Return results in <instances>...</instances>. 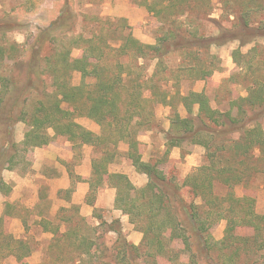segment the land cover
I'll use <instances>...</instances> for the list:
<instances>
[{
	"label": "trees",
	"instance_id": "obj_1",
	"mask_svg": "<svg viewBox=\"0 0 264 264\" xmlns=\"http://www.w3.org/2000/svg\"><path fill=\"white\" fill-rule=\"evenodd\" d=\"M37 2L28 0V6L35 9ZM147 6L150 11H156V7L149 3ZM172 7L170 2L166 9L171 13ZM71 9V0H64L57 19L38 29L33 39L23 45L16 41L0 43V135L8 138L2 141L0 137V192L11 191V185L2 177L3 169L36 146H45L58 136L66 138L73 148L90 145L100 152V156L92 161L86 202L93 204L106 175L107 183L116 188V208L128 215L129 221L142 231L143 238L139 245L128 242L119 219L105 220L104 211H95L94 214L101 219L100 224L84 231L82 226L86 219L78 215V206L72 205L70 209L77 217L74 226L71 225L74 215L63 213L68 208H60L56 214L60 221L57 224L50 219L41 221L43 229L54 233L43 254L54 252L59 241H68L73 246L70 264H157L165 256L170 262L179 260L181 245L190 254L189 261L196 262L198 254L203 256L201 246L208 253L234 244L235 239L247 244L255 236L258 241L264 231V214L255 210L254 197L236 195L235 187L247 184L250 170L255 168L252 161L264 156V122L255 111L256 106L264 103L262 88L254 92L251 89L248 95L233 100L235 105L232 108L236 107V112L213 108L204 91L190 90L181 95L186 115L181 116L177 108L172 109L165 148L144 160L138 137L151 124L148 116L152 113L143 105L150 97L143 96V81L135 79L131 87L128 85L131 71L124 63L117 62V72L108 74L104 61L110 52L122 58H151L156 60L153 75H157L164 66L162 60L170 54L180 52L192 61L202 51H209L211 44L221 45L237 38L235 32L239 29L252 38L256 34L263 36L264 28L260 27L258 32L261 31L255 33L256 29L243 19L237 29L222 30L228 33L225 39L219 34L200 36L197 28L189 25V11H185L184 27L166 28L154 43L142 42L125 32L116 40L115 46L108 42L100 45L95 34L87 37L79 34L72 42L73 47L82 49V55L72 58L70 49H67L71 45L62 52L58 49L59 25L75 19ZM63 15L68 19H63ZM11 16L0 17V33L18 27ZM20 49H24L25 55L24 52L18 55ZM207 62V59L193 64L189 62L182 72L205 79L214 70L204 65ZM138 66L142 68V62ZM75 72L81 76L78 84L73 83ZM44 74L50 78L48 90L39 86ZM150 88V96L158 94ZM34 94L35 104L29 109ZM166 94L163 92V100L172 106L170 100L166 101ZM261 109L264 115V107ZM83 115L95 120L101 126V132L96 133L79 123L77 118ZM20 122L27 128L21 141H16L15 126ZM120 143L127 145L123 154L135 170L146 174L144 185L136 186L126 174L108 170L107 166L121 152L118 149ZM190 144L204 148L203 162L181 182L176 181L174 175L168 176L161 165L167 162L173 147L183 151ZM217 184L229 189L224 197L215 192ZM183 188L189 190L191 199L182 195ZM224 219L227 222L224 236L220 240L212 239L211 227ZM2 224L3 218L0 228ZM61 224L65 226L63 232H60ZM101 227L104 230L95 236ZM243 227L253 231V238L237 234L238 228ZM108 231L116 234L112 242V239L108 240L110 243L104 240ZM31 254L28 240L0 229V257L11 255L20 264H29L25 259ZM60 256H54L51 263L44 257L41 264L62 263Z\"/></svg>",
	"mask_w": 264,
	"mask_h": 264
},
{
	"label": "rangeland",
	"instance_id": "obj_2",
	"mask_svg": "<svg viewBox=\"0 0 264 264\" xmlns=\"http://www.w3.org/2000/svg\"><path fill=\"white\" fill-rule=\"evenodd\" d=\"M37 1L36 7L34 6L35 9H33L28 6V0H0V17L12 15L11 20L18 23V27L11 32L0 33V43L16 41L23 45L31 41L38 33V29L45 28L51 21L57 19L64 5V0ZM170 2L173 3L171 13L166 9ZM147 3L152 7H156V11H150ZM30 8L32 9L29 10ZM71 8L75 13V19H68L66 15H63L62 18L68 19V21L65 25L62 22L59 25L58 31L61 34L58 38V49L62 52L71 45L67 49H70L72 58L82 55V49L73 47L72 42L79 34H83L85 37L95 34L96 42L100 45L108 42L115 46L116 40L125 32L131 33L142 42L154 43L157 37L162 36L166 28L171 26L174 29H181L184 27L185 11H189L187 17L189 25L197 28L200 36L219 34L221 39H225V37H228V33L223 31L231 27L237 29L243 19L253 29H256L255 33L261 31L258 32L260 27L264 28V0H184L181 3L179 0H71ZM235 35L237 38L226 41L224 44H211L209 51H202L198 54V58L192 59V61L187 60V56L181 55L180 52L168 55V58L162 60L164 66L160 67L157 75H153L156 63L154 59L137 60L132 56L122 58L115 52H110L107 55L104 61L106 73L113 74L117 72L119 69L117 62L121 61L126 65V69L129 68V71H131L128 85L131 87L135 79L143 81L141 87L143 96L150 97V100L144 101L143 105L146 111L152 113L148 116L151 124L149 129L142 130L138 137L140 151L144 159H148L155 151L165 148V136L169 129V117L172 109L177 108L181 116L186 115L180 97L188 91H204L211 106L219 111L231 109L236 112V107L232 108L235 105L232 101L248 95L251 89L254 92L261 87L264 97V35L256 34V36L249 38L244 34L243 29L236 31ZM22 52H24V49H20L18 55L19 53L21 55ZM23 54L25 55V52ZM206 59L208 62L204 65L207 68H214V70L205 79L182 72V69L186 68L188 64ZM140 62H142V68L138 66ZM169 70H172L171 74L168 73ZM42 76L39 86L41 88L46 87L48 90L50 88L47 87L50 84V78L47 74ZM80 80V73L75 72L73 83L78 84ZM150 87L154 88L158 94L150 96ZM163 92L168 93L166 94V101L170 100L172 106L164 102ZM175 92H177L175 96L170 99L169 97ZM35 100L36 95L34 94L29 101V109L33 107ZM261 107H264V103L256 106L255 111L259 113L261 121L264 122ZM77 121L97 133L101 132V126L90 117L79 116ZM26 128V124L22 122L15 126L16 141H21ZM6 139H8L7 136L6 138L1 137L2 141ZM54 142L62 144L67 149L72 147L71 143L61 136L56 137L52 143ZM118 147L121 151L120 154L114 158L107 168L111 172L125 173L137 186L145 184L147 176L138 173L131 161L123 154L127 145L120 143ZM72 149L75 154L74 158L65 161V163L71 172L72 182H75L80 179L76 173L77 164L85 157H89L91 160L99 157L100 152L90 145ZM183 151L179 147H174L170 151L167 162L161 165L168 176L174 175L175 180L180 182L203 162L204 156V148L200 145H186ZM18 158L20 171H25L30 168L34 156L31 151ZM251 164H254L255 168L250 170L247 184L236 186L235 192L238 196L248 195L254 197L256 200L255 210L260 214H264V156L257 161H252ZM46 167L50 169L49 164H46ZM38 184L40 185V201L36 205L28 208L19 202L13 208L9 207V213L25 218L27 227L23 228L18 222L6 217L0 229L4 232H11L16 237L21 236L24 238L27 236L30 246L40 249L42 245L48 243V237L43 236V227L38 224L39 215L46 216L56 222L53 219V213L56 211L55 207L58 208L60 204L54 202L52 196L50 197V186L46 181L39 180ZM72 191L73 188L69 187L61 190L57 196L66 201L68 198L70 199ZM181 192L185 198H192L188 189L183 188ZM215 192L224 197L229 189L223 184H217ZM63 213L70 216L74 215L75 218H72L71 225L77 224V217L73 210L69 208ZM103 213L107 217H115L112 211L104 210ZM93 223L94 220L89 219V222L85 221L84 226L80 223L79 225L86 231V229H91ZM226 224L225 219L214 223L210 229L212 239L220 240L224 236ZM86 225H89V227L87 228ZM24 229L27 232H24ZM99 230L103 231L104 228L101 227ZM237 234L253 238V231L250 228H238ZM104 235L106 243H110L109 239H112L111 242L114 240V236H109L107 233ZM71 246L68 241H59L57 248L62 252L55 250L45 255L35 252L28 260L32 264H37L45 257L51 263L54 256L61 255V264H70ZM201 249V255L203 256L198 254L196 262L189 261L190 254L180 245L178 249L181 253L179 260L170 262L165 256L163 259H159L157 264H264V231L259 236L258 241L254 236L247 244L235 239L234 244L218 251L212 249L207 253L203 246H201ZM0 264H17V262L13 257H0Z\"/></svg>",
	"mask_w": 264,
	"mask_h": 264
},
{
	"label": "crops",
	"instance_id": "obj_3",
	"mask_svg": "<svg viewBox=\"0 0 264 264\" xmlns=\"http://www.w3.org/2000/svg\"><path fill=\"white\" fill-rule=\"evenodd\" d=\"M52 142L53 141H51L45 146H36L34 148V150L32 151L34 158L32 159V164L30 165V168L28 170L20 171L21 167L18 161L9 162L6 168L3 169L2 177L5 182L11 185V191L9 193L0 192V220L3 218L4 222V219H6L7 217L8 219L18 222L20 225H22L23 228H26L27 224L25 218L9 213V207L13 208V206H15V204H18L19 202L26 205V207L28 208L36 205V203L40 201V185L38 184V182L39 180H43L46 181V183L50 186V197L52 196L54 202L60 204L58 208L55 207L56 211L55 213H53V219H55L56 222L53 223L57 224L60 222L59 218H57L56 215L59 212L60 208L69 209L72 207V205L78 206V215L84 217L87 222H89V219L94 220L92 226L99 225L101 222V219L94 214L95 211H112L115 214L114 218L119 219L122 227V232L124 233L127 241L134 245H139L142 241L143 233L140 229H138L134 224L129 221L128 215L124 214L120 209L116 208V188L112 187L110 184L107 183L106 175H104V184L98 189L93 204H88L86 202V195L89 190L88 179L91 177L92 174V161L94 158L91 160L89 157H85L77 164L76 173L80 177V179L76 180L75 182H72L70 178L71 172L67 168V164L65 163V161L67 162L74 158L75 154L72 149L73 147L67 149L58 142ZM142 158L144 159L143 155ZM46 164L50 165V169L46 167ZM69 187L73 188L70 199L68 198V200L65 201L57 196V194L61 192V190L67 189ZM104 218L105 220L109 221L113 218V216L107 217L105 215ZM39 219L40 220L38 221V224L42 226L41 221L49 218L46 216L39 215ZM64 230L65 226L61 224L60 232H63ZM24 232H27V230L24 229ZM42 232L43 236L48 237L47 242L49 243V241L54 237V233L45 229H43ZM100 232L101 231L98 230V232L96 231L94 235L97 236ZM107 234L112 237L116 236L115 232L113 231H108ZM24 239L28 240L27 236H25ZM48 243L42 245L40 249L32 248L30 246L32 254H34L35 252H40L41 254H43V252L49 246ZM55 250L58 251L59 249L56 248ZM31 255L25 259L29 264H32L28 260L30 259ZM8 257H13L17 264H20L14 256L10 255ZM41 262L42 259L37 264H41Z\"/></svg>",
	"mask_w": 264,
	"mask_h": 264
}]
</instances>
